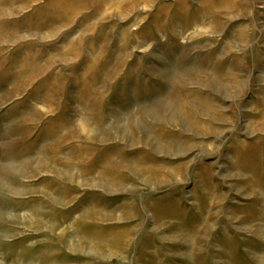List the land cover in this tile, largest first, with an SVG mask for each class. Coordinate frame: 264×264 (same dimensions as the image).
Masks as SVG:
<instances>
[{"label":"rangeland","instance_id":"374dc122","mask_svg":"<svg viewBox=\"0 0 264 264\" xmlns=\"http://www.w3.org/2000/svg\"><path fill=\"white\" fill-rule=\"evenodd\" d=\"M0 264H264V0H0Z\"/></svg>","mask_w":264,"mask_h":264}]
</instances>
